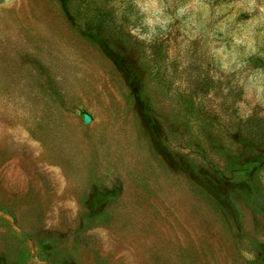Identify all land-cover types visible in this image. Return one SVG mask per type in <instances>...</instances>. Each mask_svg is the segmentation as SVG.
<instances>
[{"label":"rangeland","instance_id":"rangeland-1","mask_svg":"<svg viewBox=\"0 0 264 264\" xmlns=\"http://www.w3.org/2000/svg\"><path fill=\"white\" fill-rule=\"evenodd\" d=\"M258 58L264 0H0V264H264Z\"/></svg>","mask_w":264,"mask_h":264},{"label":"water","instance_id":"water-1","mask_svg":"<svg viewBox=\"0 0 264 264\" xmlns=\"http://www.w3.org/2000/svg\"><path fill=\"white\" fill-rule=\"evenodd\" d=\"M84 122L86 124H89L91 122V117H89L88 115H84Z\"/></svg>","mask_w":264,"mask_h":264},{"label":"trees","instance_id":"trees-1","mask_svg":"<svg viewBox=\"0 0 264 264\" xmlns=\"http://www.w3.org/2000/svg\"><path fill=\"white\" fill-rule=\"evenodd\" d=\"M257 60L260 62V64H262V66H264L263 60L261 58L260 59L258 58Z\"/></svg>","mask_w":264,"mask_h":264}]
</instances>
